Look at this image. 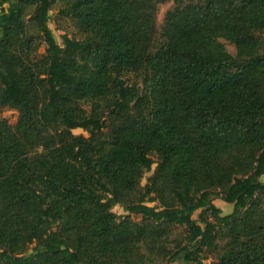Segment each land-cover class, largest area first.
Masks as SVG:
<instances>
[{"label": "trees", "instance_id": "16d2710c", "mask_svg": "<svg viewBox=\"0 0 264 264\" xmlns=\"http://www.w3.org/2000/svg\"><path fill=\"white\" fill-rule=\"evenodd\" d=\"M58 1L0 0V264H264V0H175L156 42L166 0H62V45Z\"/></svg>", "mask_w": 264, "mask_h": 264}, {"label": "rangeland", "instance_id": "374dc122", "mask_svg": "<svg viewBox=\"0 0 264 264\" xmlns=\"http://www.w3.org/2000/svg\"><path fill=\"white\" fill-rule=\"evenodd\" d=\"M175 5V0H166V2L160 6L159 12L157 15V22H156V29H155V34H154V40L159 41V35L161 28L164 23V19L166 14L171 11L174 8ZM65 8V3L62 0H59L58 3L55 5L53 8V11L50 13L49 17V24L48 27L53 31L55 38L59 45L63 44V36L68 35L70 38H76V39H81V35L79 34L78 30L74 27L72 21L69 19H65L61 15V10ZM16 7L14 5H8L7 6V12L4 15V18H7L10 14L15 12ZM228 49V51L232 55H236V49L233 45H231L227 41H223ZM45 52V48H42L41 53ZM128 80L130 83H135L137 81V78L135 76H129ZM19 114L12 109L9 108H0V120H7L10 125H15L18 121ZM76 135H83L88 137V134L85 133L83 130H76L74 132ZM154 160H157L154 158ZM156 169V165L153 168V171L151 173H146L145 178L142 181V185H146L148 182V179L152 177L154 170ZM215 205L222 210V216H226L229 214H232L234 211V206L227 204L221 200H216ZM153 206V205H151ZM114 212L117 215H128L127 213L124 212L123 208L118 206L114 209ZM198 218V214L195 215V219ZM132 219L136 222H140L142 218L140 216H132ZM176 234H180V231H176ZM178 264H186L183 260L182 257H180L177 261ZM217 260L214 259L213 256H209L208 259L205 261V264H216Z\"/></svg>", "mask_w": 264, "mask_h": 264}]
</instances>
